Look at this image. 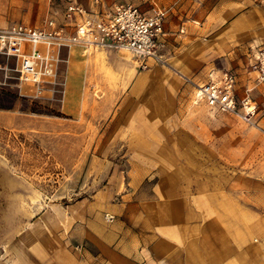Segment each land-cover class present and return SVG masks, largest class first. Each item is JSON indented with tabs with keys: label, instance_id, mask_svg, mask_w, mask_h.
<instances>
[{
	"label": "rangeland",
	"instance_id": "374dc122",
	"mask_svg": "<svg viewBox=\"0 0 264 264\" xmlns=\"http://www.w3.org/2000/svg\"><path fill=\"white\" fill-rule=\"evenodd\" d=\"M156 1L169 8L168 66L150 65L147 72H166L136 91L123 74L102 71L93 51L74 48L59 67L63 97H29L31 86L19 87L9 70L13 60L0 57L7 65L0 71V113L18 117L12 125L0 120V264H141L140 250L142 263L152 264V234L166 227L169 209L206 226L207 239L227 223L246 225L248 212H263L264 85L239 71L251 49L264 48V4ZM65 3L0 0V28L38 26ZM226 70L243 76L238 95L253 88V124L192 103L194 85ZM167 175L171 180L162 182ZM219 212L241 220L226 222Z\"/></svg>",
	"mask_w": 264,
	"mask_h": 264
},
{
	"label": "built area",
	"instance_id": "2783aa9c",
	"mask_svg": "<svg viewBox=\"0 0 264 264\" xmlns=\"http://www.w3.org/2000/svg\"><path fill=\"white\" fill-rule=\"evenodd\" d=\"M168 12L169 8H161L156 0H144L143 4L131 0H66L61 8H50L38 26L14 23L0 28V57L13 60L9 70L16 74L19 87L22 83L31 86L29 97L55 100L57 94H64L59 67L68 59L64 61L63 55L68 56L74 48L123 51L141 70L152 64L168 66L163 51ZM6 68V64L0 66V71L6 72ZM242 69L256 85H264V48L251 49ZM237 85V74L226 70L210 75L204 83L194 85V90L196 98L213 112L253 124L257 117L253 88L245 87L240 96Z\"/></svg>",
	"mask_w": 264,
	"mask_h": 264
},
{
	"label": "crops",
	"instance_id": "0c3cea01",
	"mask_svg": "<svg viewBox=\"0 0 264 264\" xmlns=\"http://www.w3.org/2000/svg\"><path fill=\"white\" fill-rule=\"evenodd\" d=\"M252 14L254 13L250 11L248 15L237 22H245ZM235 25L237 26V24ZM87 50L94 52V58L102 71L105 72L108 69L110 74H123L125 83L133 80V91L139 89L148 78L150 79V77H156L158 74L162 75L166 72L157 68L153 72H147L146 70L142 73H137V67L134 65V62L125 60L120 52L99 49ZM109 58H112V61H109ZM239 72V75L244 74L242 70ZM173 73L180 80L186 79L183 71L176 70ZM238 78L242 79L243 76ZM6 117L10 118V125L14 124L18 119L13 112H10V115L0 113V120L5 121ZM168 162L169 159H166V162L161 161V164L166 165ZM165 180L170 181L171 177L167 175L165 178H162V182H166ZM217 215L226 222L241 220V216L237 213L222 214L219 212ZM255 215L257 214L248 212L246 214V225L232 223L230 226L227 223L220 230H217L213 238L207 239L205 232L208 229H206V226L203 227L200 224L192 225L189 223L190 214L185 212L174 213L169 209L166 214V227L152 234L148 248L151 263L264 264V207L263 212L257 215V219ZM108 255L113 262L117 261V258L113 257L114 254L110 253ZM136 257L143 264L142 262L145 259L142 250L136 252ZM128 264H131V262L129 261ZM134 264L137 263L135 262Z\"/></svg>",
	"mask_w": 264,
	"mask_h": 264
},
{
	"label": "bare ground",
	"instance_id": "6f19581e",
	"mask_svg": "<svg viewBox=\"0 0 264 264\" xmlns=\"http://www.w3.org/2000/svg\"><path fill=\"white\" fill-rule=\"evenodd\" d=\"M87 49H99V50H106V49H102V48H91V47H88ZM122 53H126V52H123V51H121ZM127 54V53H126ZM128 55V54H127ZM130 56V55H129ZM131 58V57H130ZM134 62V61H133ZM134 64L136 65V63L134 62ZM198 85H200V84H198ZM196 93L197 92H195L194 91V93H193V101H192V103L193 104H200V101L196 98Z\"/></svg>",
	"mask_w": 264,
	"mask_h": 264
},
{
	"label": "trees",
	"instance_id": "16d2710c",
	"mask_svg": "<svg viewBox=\"0 0 264 264\" xmlns=\"http://www.w3.org/2000/svg\"><path fill=\"white\" fill-rule=\"evenodd\" d=\"M0 110H1V108H0Z\"/></svg>",
	"mask_w": 264,
	"mask_h": 264
}]
</instances>
